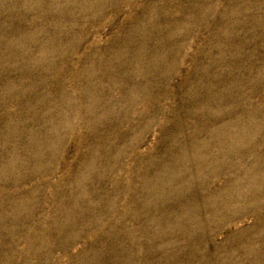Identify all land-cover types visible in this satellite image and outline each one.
Masks as SVG:
<instances>
[{
    "label": "rangeland",
    "instance_id": "obj_1",
    "mask_svg": "<svg viewBox=\"0 0 264 264\" xmlns=\"http://www.w3.org/2000/svg\"><path fill=\"white\" fill-rule=\"evenodd\" d=\"M0 264H264V0H0Z\"/></svg>",
    "mask_w": 264,
    "mask_h": 264
}]
</instances>
